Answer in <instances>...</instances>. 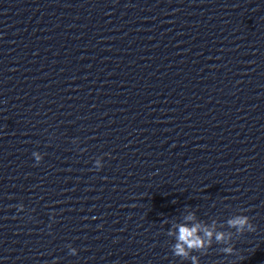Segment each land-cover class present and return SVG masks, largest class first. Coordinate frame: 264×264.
<instances>
[{
    "label": "clouds",
    "instance_id": "1",
    "mask_svg": "<svg viewBox=\"0 0 264 264\" xmlns=\"http://www.w3.org/2000/svg\"><path fill=\"white\" fill-rule=\"evenodd\" d=\"M73 142L75 143L76 141ZM32 156L37 165L44 158V154L40 152H33ZM102 167V158H97L94 162V169L99 171ZM17 208L20 211L24 210L22 204L18 205ZM243 211L246 210H241V212ZM163 223L171 224L166 233L168 237L174 240L170 250L173 256L180 259L182 264L184 261H189L190 264H200V258L207 255L214 244L221 245L220 252L226 256L238 255L233 244V238L239 237L245 232L256 231V226L247 215L235 214L225 222H220L215 218L207 222L199 219L196 211L188 206L185 207V212L179 221L164 220ZM226 228L230 230H225ZM231 229L235 231H231ZM66 247L69 255L75 256L78 254V250L70 244L66 245ZM53 264H56V262L53 261Z\"/></svg>",
    "mask_w": 264,
    "mask_h": 264
}]
</instances>
